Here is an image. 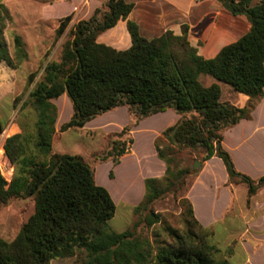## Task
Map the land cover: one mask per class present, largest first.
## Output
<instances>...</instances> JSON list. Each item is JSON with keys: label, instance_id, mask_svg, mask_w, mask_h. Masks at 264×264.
I'll use <instances>...</instances> for the list:
<instances>
[{"label": "trees", "instance_id": "obj_1", "mask_svg": "<svg viewBox=\"0 0 264 264\" xmlns=\"http://www.w3.org/2000/svg\"><path fill=\"white\" fill-rule=\"evenodd\" d=\"M99 1L101 7L74 26L61 60L47 65L31 92L30 102L37 112L35 135L21 132L5 141V155L16 170L8 181L0 169V206L31 199L35 212L14 241L0 240V264H50L77 253L84 255L83 264H229L213 242L215 233L195 219L192 209L184 233L170 229L172 243L155 249L143 231L160 223L154 205L181 191L187 179L197 177L192 168L180 166L178 159L184 151L203 150L202 163L220 158L229 180L246 186L249 201L264 189V177L252 179L239 172L222 146L224 133L250 119L264 97V0L255 6L254 0H213L232 16L246 17L251 29L210 60L190 44L187 26L181 36L167 32L146 39L138 25L128 20L133 3ZM8 19V10L0 4V61L18 69L28 53L22 38L15 36V58L10 55L3 33ZM70 21V16L61 21L58 37ZM121 21H127L132 40L129 49L119 51L98 42ZM201 76L216 82L204 86ZM33 81L31 75L29 83ZM221 83L247 96L246 106L223 102ZM64 95L73 114L62 132L83 128L120 107L128 108V126L113 134L107 149L90 162L52 151L58 117L52 101ZM168 110L180 120L156 142L165 175L145 181V197L134 210L137 221L132 229L117 233L109 225L116 205L108 190L97 184L96 165L108 161L118 165L129 151L128 144L134 143L133 128ZM182 200L189 204L188 199Z\"/></svg>", "mask_w": 264, "mask_h": 264}, {"label": "rangeland", "instance_id": "obj_2", "mask_svg": "<svg viewBox=\"0 0 264 264\" xmlns=\"http://www.w3.org/2000/svg\"><path fill=\"white\" fill-rule=\"evenodd\" d=\"M69 3L70 0H0V4L6 7L9 15L3 33L10 55L15 58V36L22 38L28 53V59L23 61L18 69H13L6 62L0 61V169L8 181L11 180L16 167L10 163L5 155L4 144L6 139L21 132L35 135L37 112L30 102L31 92L36 88L37 83L42 80L47 65L61 60L63 45L70 38L69 34L74 26L78 22L88 20L91 17L92 9L88 2H85L76 10H71L68 7ZM100 3L102 5L101 1ZM51 5L53 6L50 7ZM44 8L45 10H43ZM69 16L71 21L68 23L64 35L58 37L57 31L61 21ZM122 30L120 26L116 29V32L119 33ZM110 32H106L102 37L111 35ZM126 32L128 31L126 30ZM129 39L131 41L130 35ZM117 43L118 45L123 44L119 41ZM119 47L120 50H126V47ZM31 75L34 76L32 84L29 83ZM200 81L207 87L216 82L209 76H201ZM221 87L223 90L222 101L232 102V94L234 93L232 88L222 83ZM52 103L58 110L55 124L56 133L53 138V153L81 156L88 162L96 154L105 151L110 143L111 136L122 132L130 121L129 112L125 111L126 107L123 109L124 113L121 109H116L96 118L94 123L88 125V129H84L85 127L73 128L62 132L61 127L69 121L73 114V106L67 95L52 101ZM170 120L169 116L158 115L147 120L142 128H137L141 125V122L132 130L131 136L134 143L132 145L128 144V156L122 157L118 165L112 161L96 165L97 184L108 190L116 205L115 216L109 222V225L117 233H124L132 229L137 221L134 210L143 201L146 194L145 181L153 178L149 176L156 168L154 164L160 160L158 154V159H156L153 151H151V136L165 127ZM123 123L127 125L118 130V127ZM164 131L154 139L155 149L156 142L161 140ZM204 153L203 150L197 152L192 150L184 151L179 156L180 166L182 168H192L193 172L197 173V177L187 179L186 185L181 191L177 194L168 195L166 199L154 205L153 210L159 215L160 223L146 227L143 235L149 239L155 249H158L163 243L173 242L170 229L177 230L178 233L186 231L187 223L191 220L189 217L190 209H192L197 220L193 204L188 195L205 164V162L202 163L199 170L195 172L193 169L194 163L200 161ZM139 158L142 161L141 164ZM218 179L221 183L224 177L218 174ZM227 184L232 191H235L238 199L247 197L246 186L238 180L230 181L228 177ZM199 191L200 193H207L211 198L218 193L217 188L212 185L211 187H200ZM198 195L200 196L199 193ZM182 198L188 199L190 206ZM251 199L249 201L247 198V207L250 206ZM34 212L35 204L31 199L13 200L8 206H0V240L8 243L14 241L22 226ZM203 227L215 233L213 242L222 250L221 259L227 260L229 264H243V261L246 260V254H252L251 249L247 250L243 247V245L245 246L244 242L249 241L247 236H235L228 232L219 234L214 226ZM257 248L258 245L254 247V252ZM83 258V254L77 253L72 257L52 260L50 264H83ZM253 258L256 259V264H264V253H260Z\"/></svg>", "mask_w": 264, "mask_h": 264}, {"label": "crops", "instance_id": "obj_3", "mask_svg": "<svg viewBox=\"0 0 264 264\" xmlns=\"http://www.w3.org/2000/svg\"><path fill=\"white\" fill-rule=\"evenodd\" d=\"M85 2L91 6L90 16L101 5L97 0H70L68 7L71 10H76ZM130 2H133L135 7L128 20L138 25L142 37L154 39L167 32L181 36L183 27L187 26L190 44L197 48L199 55L207 60L214 59L224 47L239 41L251 29L246 17L232 16L213 0H130ZM257 4L258 0H254L253 6ZM120 26L123 30L117 33L116 29ZM126 30L128 31L127 21H121L110 30L111 35L101 36L98 42L119 51L124 50H120L119 46L126 47L127 50L131 47L132 40L130 41V34ZM117 41L124 45H118ZM232 98L233 101H228V103L235 107L243 108L248 102V97L241 93L234 92ZM125 108L120 107L118 110L121 109L124 113L123 109ZM125 111L128 112L127 108ZM158 115L169 116L171 120L159 132L151 136L150 148L156 159L158 157L153 143L154 139L180 119V116L172 110ZM153 117L143 121L137 128H142L146 121ZM95 120L87 123L84 129H88V125L94 123ZM126 125L123 123L118 127V130ZM222 146L230 154L239 172L252 179L264 177V97L252 112L250 119L242 120L237 126L224 133ZM128 155L126 154L124 157ZM138 160L141 164V159ZM154 165L156 168L149 177L164 176L165 164L158 160ZM218 174L224 177L221 183ZM227 181L228 174L222 160L213 157L205 162L188 198L193 204L197 221L201 225L214 226L219 234L228 232L235 236H247L249 241L244 242L245 246L243 245V247L247 250L251 249L253 252L250 255L246 254L243 264H256V259L253 257L264 253V189L251 199L250 206L247 207V197L238 199ZM205 185L215 186L218 193L212 198L207 193H200L199 188L206 187ZM198 193L200 196H197ZM132 199L134 198L132 197ZM257 245L258 248L254 252L253 249Z\"/></svg>", "mask_w": 264, "mask_h": 264}, {"label": "water", "instance_id": "obj_4", "mask_svg": "<svg viewBox=\"0 0 264 264\" xmlns=\"http://www.w3.org/2000/svg\"><path fill=\"white\" fill-rule=\"evenodd\" d=\"M201 166H202V162L195 161L194 166H193L194 171L195 172L198 171Z\"/></svg>", "mask_w": 264, "mask_h": 264}]
</instances>
